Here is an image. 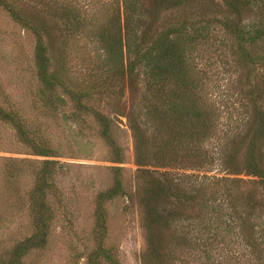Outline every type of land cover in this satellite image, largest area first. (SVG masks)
I'll return each instance as SVG.
<instances>
[{
    "label": "rangeland",
    "instance_id": "374dc122",
    "mask_svg": "<svg viewBox=\"0 0 264 264\" xmlns=\"http://www.w3.org/2000/svg\"><path fill=\"white\" fill-rule=\"evenodd\" d=\"M45 1L16 0L24 13L33 12L34 21L38 18L37 11L43 18L52 32L48 47L52 69L57 71L66 87L89 93L84 104L105 117L109 135L120 148L121 162H112L116 157L101 137L102 126L92 112L74 111L65 95L64 106L55 111L47 110L44 106L46 97L40 94L35 79V38L0 6V105L15 112L36 144L50 147L54 153L47 158L33 155L19 141L11 126L0 123V253L5 254L32 234L28 203L37 171L36 162L52 160L57 166L51 179L53 188L47 196L51 218L47 242L43 248L29 251L22 263L92 264L89 255L98 247L96 237L101 232L96 224V198L112 186L116 175L122 192L103 204L105 231L101 243L113 261L98 258L97 264H153L138 203V185L142 182L138 179L135 164L136 139L130 127V123H135L140 131H144V137L150 138L151 129L145 124L140 106L143 91L140 75L146 71L139 67L135 73L140 75L133 77L132 81L114 76L111 68L106 69L101 43L92 37L96 26L105 23L119 0H54L78 16L81 31L73 35L53 27L54 23L59 25L62 22L51 20L46 13L48 9L43 6ZM142 1L150 7V0ZM220 10H223L221 0H190L188 5L160 13L152 27L160 31L181 21L200 24L202 13L214 12L211 15L218 17ZM251 15L244 14L245 24L252 21ZM145 18L143 25L147 26L151 19L147 14ZM211 26L210 37L194 41L186 53L189 81L194 79L198 83L194 92L214 111L213 120L217 125L214 136L202 147V154L213 158L212 165L205 167L208 178L203 182L208 190L209 203L202 210L200 206L198 220L187 219L177 227V235L189 232L188 237L195 238L198 243L185 249L182 259L173 263L167 257L166 249H174L171 232L156 234L164 245L160 264H197L203 248L201 232L204 227H208L210 236L215 237L209 242L215 263L256 264L253 249L233 219L235 213H241V207L238 204L236 208L231 206L233 199L230 196L241 197L246 193L264 199V195L260 193L256 178L243 173L230 175L224 171L225 153L221 147L231 133L241 131L248 118V100L244 92L248 72L231 55L227 46L231 41L225 32L218 25ZM57 92L62 93L61 89ZM186 94L185 97L194 99L189 91ZM147 168L156 170L152 166ZM196 172L183 171L186 175L202 176L201 172ZM221 177L241 182L219 180ZM189 179L186 180L202 181L195 177ZM195 210L198 211L197 207ZM260 213L264 215V210L257 211L255 216ZM225 220L231 221L230 225L236 223L229 228ZM255 249L264 256V244Z\"/></svg>",
    "mask_w": 264,
    "mask_h": 264
},
{
    "label": "trees",
    "instance_id": "16d2710c",
    "mask_svg": "<svg viewBox=\"0 0 264 264\" xmlns=\"http://www.w3.org/2000/svg\"><path fill=\"white\" fill-rule=\"evenodd\" d=\"M150 1L149 8L142 0L117 1L112 14L104 24L96 26L97 30L92 37L101 43L106 69L111 68L110 72L114 76L132 81L133 77L140 75L135 73L139 67L147 72L140 75L143 82L140 106L144 111L145 124L151 129L150 138L144 137V131H140L135 123H130V127L136 139L135 164L138 167V179L142 182V185H138L137 192L143 226L147 233L146 242L153 264H160V259L164 256L161 247L164 245L156 234L171 232L174 249H166L167 257L173 263L182 259L185 249L198 243L195 238L188 237L189 232L177 235V227L187 219L198 220L200 206L202 210L209 203L208 190L203 182L208 178L205 175L208 169L205 167L212 165L213 158L202 154V147L205 141L214 136L217 125L213 120L214 111L194 92L198 83L194 79L189 81L186 53L191 50L194 41L210 37L213 30L211 25H218L225 32L231 41L227 45L231 55L248 72L244 89L248 100V118L241 131L231 133L232 136L221 145L225 153L224 171L230 175L243 173L256 178L260 193L264 195V0H221L223 10L219 11L218 17H215L216 14L211 15L214 12L205 11L200 15V24L181 21L163 27L160 31L152 27V22L159 14L188 5L190 0ZM0 6L14 22L27 29L35 38V79L40 94L46 97L44 106L47 110L55 111L64 106L65 95L74 111L92 112L102 126L101 137L116 157L112 162L120 163V148L109 135L105 117L84 104L89 93L66 87L57 71L52 69L48 56L52 32L42 21L39 12L35 13L38 18L34 21L33 12L24 13L16 0H0ZM43 6L48 9L46 13L52 21L62 22L59 25L54 23L53 27L59 28L58 31L72 35L81 31V24L74 11H68L66 6H61L54 0H46ZM146 14L151 19L147 26L143 25ZM244 14H252L250 23H244ZM140 30L141 34L138 33ZM60 89L63 94L57 92ZM186 91L194 95V99L185 97ZM0 123L11 126L19 141L33 155L44 158L54 156L50 147L36 144L28 136L15 112L8 111L1 105ZM36 163L37 171L28 203L33 232L5 254L0 253V264H23L22 260L29 251L46 245L51 224L47 196L53 188L51 179L57 163L52 160ZM150 166L156 170L151 171L147 168ZM188 170H196L198 174L201 172L203 177L183 173ZM191 177L202 181H192ZM219 180H230L237 184L241 182L227 177ZM121 192L120 179L115 175L112 186L97 195L96 224L101 232L96 237L98 247L89 255L92 264H97L98 258L113 261L108 251L101 246L105 231L103 204ZM230 197L233 199L231 206L236 208L238 204L241 207V213L234 211L233 219L238 223L245 241L253 249L256 264H264V256L260 250L255 249L264 244V215L260 213L255 216L257 211L264 210V199H257L246 193L241 194V197ZM196 207L198 211H194ZM230 222L224 221L229 228L234 227L236 222L232 225ZM204 232H201L203 248L197 264H228L227 261L214 262L212 245L209 243L213 236H210L208 227H204Z\"/></svg>",
    "mask_w": 264,
    "mask_h": 264
},
{
    "label": "water",
    "instance_id": "95a60500",
    "mask_svg": "<svg viewBox=\"0 0 264 264\" xmlns=\"http://www.w3.org/2000/svg\"><path fill=\"white\" fill-rule=\"evenodd\" d=\"M115 119H116V121H118V122H120L122 124V122L118 118H115Z\"/></svg>",
    "mask_w": 264,
    "mask_h": 264
}]
</instances>
